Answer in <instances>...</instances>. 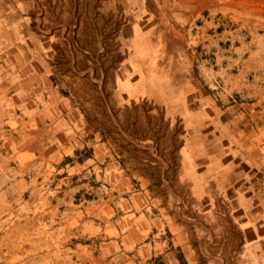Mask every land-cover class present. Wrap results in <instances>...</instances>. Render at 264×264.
Segmentation results:
<instances>
[{"label":"crops","instance_id":"obj_1","mask_svg":"<svg viewBox=\"0 0 264 264\" xmlns=\"http://www.w3.org/2000/svg\"><path fill=\"white\" fill-rule=\"evenodd\" d=\"M206 10L224 29L250 12L264 25V0H0V82L15 79L36 153L90 148L69 162L83 178L136 187L105 247L136 264H264V116L204 91L216 34L205 52L185 31L212 26ZM249 60L241 73L264 72Z\"/></svg>","mask_w":264,"mask_h":264},{"label":"rangeland","instance_id":"obj_2","mask_svg":"<svg viewBox=\"0 0 264 264\" xmlns=\"http://www.w3.org/2000/svg\"><path fill=\"white\" fill-rule=\"evenodd\" d=\"M249 14L246 21L232 19L231 27L224 29L223 16L206 10L201 19L212 20V26L196 28V22L185 32L202 34L204 46L202 42L199 47L205 52L209 36L216 34V49L210 54L213 72L200 79L218 109L264 116V72L248 77L241 73L239 61L250 56L248 65H264V25L259 16ZM176 32L182 33L179 27ZM1 81L8 93L0 98V264H136L130 256L134 253L123 254L119 244H113V252L105 248L117 240L107 233L108 225L125 214L119 195L125 200L136 187L99 185L95 177L83 178L89 173L73 169L75 163L69 162L90 157V148L71 158L52 155L43 147L36 153V130L24 127L20 99L11 91L15 79L9 74ZM253 120L249 129L256 130Z\"/></svg>","mask_w":264,"mask_h":264}]
</instances>
